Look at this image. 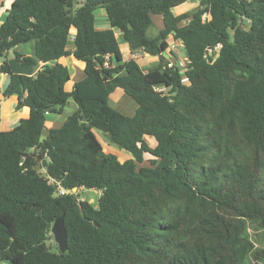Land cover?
I'll return each mask as SVG.
<instances>
[{
    "label": "trees",
    "instance_id": "16d2710c",
    "mask_svg": "<svg viewBox=\"0 0 264 264\" xmlns=\"http://www.w3.org/2000/svg\"><path fill=\"white\" fill-rule=\"evenodd\" d=\"M10 1L0 59L33 42L34 58H14L43 67L25 76L0 64L10 78L4 96L28 109L0 131V262L264 264V0H199L178 16L172 11L190 0H82L77 8L75 0ZM99 9L108 29L95 26ZM153 17L162 28L149 36ZM71 27L85 78L66 92L69 72L57 61L70 55ZM172 41L189 61L184 75L164 64ZM119 42L158 65L143 71L124 61ZM117 89L136 104L132 116L111 106ZM69 100L76 111L46 129V116ZM94 131L131 158L105 153ZM146 156L149 166L137 167ZM81 190L97 192L95 203ZM62 214L63 255L47 245Z\"/></svg>",
    "mask_w": 264,
    "mask_h": 264
},
{
    "label": "crops",
    "instance_id": "0c3cea01",
    "mask_svg": "<svg viewBox=\"0 0 264 264\" xmlns=\"http://www.w3.org/2000/svg\"><path fill=\"white\" fill-rule=\"evenodd\" d=\"M0 2H1V5H0V25H1L3 23L5 17H6L7 11L10 9L11 1L10 0H0ZM81 3H82V0L80 1L78 6H75V8L79 7ZM179 7L175 8V9H179ZM175 9L172 11L173 14L175 16L180 15L181 14L180 9L178 10V13H175ZM98 14H100V13H95V26H96L97 30L108 29L109 23L107 22L106 15L105 14L98 15ZM161 28H162V25H161V21H160L159 30ZM75 34H76V30L73 27H71L69 30V43L67 46V50L70 52V55L63 57L57 61L58 64L64 65L68 69V72H69V80L64 85V90L66 92H71L73 85L85 78L84 64L80 61H77L72 55V51H73L72 42L74 40ZM115 35L117 38H119L118 33L115 32ZM124 47H126L128 55L130 56L129 59H134V55H132L131 53L137 54L138 52H141L138 50L130 52V50L128 49L126 44H124ZM119 49H120L121 54L123 56V60L124 61L129 60V59L125 58L120 44H119ZM14 52H17V53H19L25 57L34 58L35 57L34 56V43L30 42V43L19 45V46L15 47L13 50L7 52V54H5L4 58L0 59V64H2L4 61L8 64L11 73L17 74V75L35 76V74L39 70L42 69L43 63H41V62H38L37 65L34 67L23 68L15 60ZM141 69L143 70L142 67H141ZM9 80H10L9 75L0 73V131H2V132H7V131L12 130L13 128L18 126L22 120H24L28 117V109L26 107L16 109V104H17V98L16 97H14V96L5 97L4 96V91L9 84ZM116 91L112 95H114L115 93H118ZM112 97L110 99H112ZM130 99H126L121 94H119L118 98L114 101L116 103L117 102L120 103V101H121L120 107L122 108V110H119V112H121V114H123L125 116H132L136 110V107H137L136 104H135V106L133 105V103L131 102L132 99L131 100ZM69 105L70 104L68 102V104L63 108V111L61 114H48L46 116L45 128L46 129L59 128L63 124V122L66 120V118L69 115H71L73 112H75L77 109V106H76L75 111H69V109H68ZM124 109L130 110V113L128 115L123 113ZM94 133H95V136L97 138V134L95 131H94ZM147 139L148 138L146 137V142H147ZM152 143H154V142H152ZM100 144H101V142H100ZM112 151H115V153H113ZM108 152L115 154V155L117 154V156L121 155L125 159L124 161L131 158L130 154L127 153L126 151L121 150V152L118 153V151H116L113 147H110V150L107 151V153ZM121 163H123V162H121Z\"/></svg>",
    "mask_w": 264,
    "mask_h": 264
},
{
    "label": "rangeland",
    "instance_id": "374dc122",
    "mask_svg": "<svg viewBox=\"0 0 264 264\" xmlns=\"http://www.w3.org/2000/svg\"><path fill=\"white\" fill-rule=\"evenodd\" d=\"M80 1L81 0H75V6H78ZM198 2H199V0H190L187 3H184L183 5H181L179 7L181 14L182 13H193V12H195L196 9L198 8ZM0 5H1V2H0ZM179 9H175V13H178ZM96 13H100L98 15H102V14H104V11L102 9H99V10H97ZM160 21H161V19H159V17H153V24L154 25L148 30V35L149 36H153V35L157 34V32L159 31ZM186 22L187 21L181 23L180 26L186 24ZM119 44L121 46V49H122V52H123L125 58L129 59L130 56L128 55L126 47H124V43L123 42H119ZM175 49L178 50V56L174 55L175 58L180 59L181 57H186L184 49H182L180 46H177V44L175 45ZM131 54L134 55V56H138V58L135 59V60H138L137 62L140 65V67L143 68V71H147L148 69L154 68L159 63V59L157 57H151V56H149L147 54H144V52H138L137 54L131 53ZM163 56H164V58H170V56L168 54V50L163 54ZM116 92H118V93H115L114 95H112L113 97L111 96L112 99H110L111 100L110 104L117 111H119V110H122V108L120 107L121 106V101H120V103L114 102L118 98V95L121 94L126 99H130V98L127 97L120 90H117ZM131 102L135 106V103L132 100H131ZM69 104H70L69 108H68L69 111H75L76 105L73 103L72 100H69ZM123 113L128 115L130 113V110H125L124 109ZM95 132L97 134L98 140L101 142V144L103 146V151L105 153H107V151L110 150V147H113L116 151H118V153L121 152V149H119L114 144H112L111 141L109 140V138L106 135L102 134L100 131H95ZM147 138H148L147 139L148 145L150 147H152L154 145V143H152V142H154V141H152V139L149 138V137H147ZM112 152L115 153V151H112ZM116 156H117V154H116ZM117 159H118L119 162H124V160H125L121 155L117 156ZM145 160L146 161L143 164L138 165L137 167L149 166V163H148L149 156H146ZM79 194H80V198L81 199L87 200L90 204H94L95 201L97 200L98 196H99V194L97 192L88 191V190H81ZM249 233L251 234L252 239H253L254 242L259 239L257 237V233H258L257 231L249 230ZM47 245L56 249V244L54 243V240H53L52 236H50L49 240L47 241ZM0 264H7V263L0 262Z\"/></svg>",
    "mask_w": 264,
    "mask_h": 264
},
{
    "label": "built area",
    "instance_id": "2783aa9c",
    "mask_svg": "<svg viewBox=\"0 0 264 264\" xmlns=\"http://www.w3.org/2000/svg\"><path fill=\"white\" fill-rule=\"evenodd\" d=\"M177 44V46H180L182 49H183V46H182V42L181 41H172L170 44H169V47H168V54L170 56V58H164V64L167 68L169 69H172V68H178L180 70H182V73L183 75L185 74L186 72V65L189 64V61L187 60L186 57H181L180 59H177L175 58V56H178V50L175 49V45ZM220 47V45H217L214 50L211 49V50H208V53L211 52L212 50L214 52H216L218 50V48ZM145 54V53H144ZM175 55V56H174ZM106 58V62L104 63V67L105 68H108V63H107V60H108V57H105ZM138 56H134V59H137ZM186 77L184 76L183 79H182V82H186ZM156 91L157 92H163L164 91V88L163 87H157L156 88Z\"/></svg>",
    "mask_w": 264,
    "mask_h": 264
},
{
    "label": "water",
    "instance_id": "95a60500",
    "mask_svg": "<svg viewBox=\"0 0 264 264\" xmlns=\"http://www.w3.org/2000/svg\"><path fill=\"white\" fill-rule=\"evenodd\" d=\"M244 24L247 26L248 22L244 21ZM209 50H211V48ZM98 68L100 69L101 67L98 66ZM47 135H48L47 131L43 130L39 141L42 142L43 140H45ZM28 151H29V148L26 149V152ZM75 191H76V188L73 189V192ZM50 230H51L50 235L53 237L54 243L56 244V249L60 252V254L63 255L67 250V234H66V230L64 227V215L63 214L54 221Z\"/></svg>",
    "mask_w": 264,
    "mask_h": 264
}]
</instances>
